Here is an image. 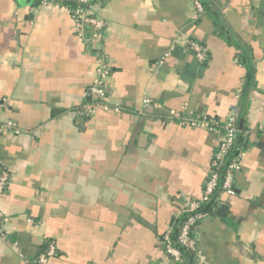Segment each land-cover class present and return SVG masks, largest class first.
Listing matches in <instances>:
<instances>
[{
    "label": "crops",
    "instance_id": "obj_1",
    "mask_svg": "<svg viewBox=\"0 0 264 264\" xmlns=\"http://www.w3.org/2000/svg\"><path fill=\"white\" fill-rule=\"evenodd\" d=\"M200 2L196 14L191 0H96V39L89 24L74 31L65 2L0 0V117L24 130L0 133V264L50 244V264H194L173 263L161 239L201 198L219 138L180 120L233 110L235 193L194 236L203 264H264V0ZM97 54L123 110L82 109Z\"/></svg>",
    "mask_w": 264,
    "mask_h": 264
},
{
    "label": "built area",
    "instance_id": "obj_2",
    "mask_svg": "<svg viewBox=\"0 0 264 264\" xmlns=\"http://www.w3.org/2000/svg\"><path fill=\"white\" fill-rule=\"evenodd\" d=\"M42 4L48 2H69L70 15L73 21L74 31L82 35L85 24L91 25L93 37L98 39L104 28V21L90 8L96 0H39ZM196 14L203 12L200 0H191ZM187 48L191 50L198 60H204L206 49L198 42L190 40ZM110 73V64L104 55L97 54L96 73L89 88L88 99L84 102L82 109L90 114L94 107L98 106L106 111L118 112L123 110L119 105L111 104L107 99L105 80ZM148 100H144L147 103ZM5 99L0 97V113L8 112ZM238 113L233 110L224 121H218L204 114H196L191 117L182 118L181 123L208 130L218 136L219 142L215 150L209 175L206 179L203 194L197 200L187 199L177 220V232L168 230L161 239L164 252L170 256L173 263H181L183 260H191L194 264H203L200 261V254L197 249V242L194 236V228L197 223L210 214L205 206L216 201L220 194L234 195V177L240 168L239 158L242 155L238 151L234 155L236 138L241 134L237 124ZM23 128L11 117H0V133L19 135ZM8 176L4 171L0 175V191L7 183ZM214 206V205H213ZM2 214L0 212V220ZM54 254V246L50 244L44 251L40 252L30 261L29 264H50V258Z\"/></svg>",
    "mask_w": 264,
    "mask_h": 264
},
{
    "label": "water",
    "instance_id": "obj_3",
    "mask_svg": "<svg viewBox=\"0 0 264 264\" xmlns=\"http://www.w3.org/2000/svg\"><path fill=\"white\" fill-rule=\"evenodd\" d=\"M23 2L25 4H38L39 0H23ZM219 210L224 213L226 211V206H221Z\"/></svg>",
    "mask_w": 264,
    "mask_h": 264
},
{
    "label": "trees",
    "instance_id": "obj_4",
    "mask_svg": "<svg viewBox=\"0 0 264 264\" xmlns=\"http://www.w3.org/2000/svg\"><path fill=\"white\" fill-rule=\"evenodd\" d=\"M69 4V2H66ZM70 5V4H69ZM214 201H212L211 203L207 204L205 206V210H208L210 213H212V211L214 210ZM177 229V228H176ZM177 230L174 231V234H176Z\"/></svg>",
    "mask_w": 264,
    "mask_h": 264
}]
</instances>
